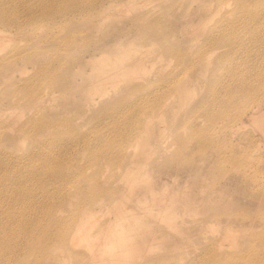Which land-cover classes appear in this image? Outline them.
<instances>
[{"label":"rangeland","instance_id":"obj_1","mask_svg":"<svg viewBox=\"0 0 264 264\" xmlns=\"http://www.w3.org/2000/svg\"><path fill=\"white\" fill-rule=\"evenodd\" d=\"M230 1V7L225 8L226 4L222 12H216L217 0H115L102 15L90 14L91 25L87 20L82 22L81 16L78 19L68 16L69 20L73 19L70 24L65 19L57 23V34L78 35L72 46L78 49L71 51L70 56H76L75 60L90 59V62L84 66L83 73H78L80 69L74 60L65 71L58 73L54 89L59 94L72 84L76 91L71 95L52 97L49 91V96L32 109L31 105H24L26 108L20 105L19 108L25 109L21 116L15 114L13 119L5 115L9 111L6 104L0 107V114L3 113L0 117L5 120L4 123L0 118V124L4 123L0 125L3 128L0 135V239L5 240L0 245V264H264L263 137L250 124L252 127L247 125L245 130L237 132L233 125L222 131L209 129L208 122L214 119L218 121L216 124L221 120L227 125L233 124L231 112L239 102L240 90L250 83L258 85L264 75V47L254 49L252 56L243 54L238 62L226 56L216 62L220 52L212 53L205 66L196 68L200 52L209 49V40L218 34V23L238 18L236 0ZM91 2L87 0L85 7ZM144 27H152V33L143 32ZM45 32L44 28L41 38ZM107 50L121 51L123 57L130 60L147 53L152 64V68L148 64V70L152 71L145 69L140 75L121 80L124 82L115 89L118 98L112 106L115 107L112 114H91L90 117L86 112L87 97L83 89L79 91V85L84 82V87L88 82L91 85L96 67L92 64ZM31 66L27 64L29 75L17 72L16 79L35 73L33 68L31 72ZM56 71L54 69L55 76ZM0 87L1 91H6L5 86ZM184 90L187 95L183 98ZM17 92L5 95L16 96L14 99L18 101L22 93ZM191 105L194 106L189 108ZM37 106L40 116L48 115L58 121L66 117L79 123L68 127V132L60 128L50 137L47 134L41 137L33 131L32 123L25 125L27 118L34 115V111L38 112ZM153 107L157 112H153ZM186 110L191 111L179 126H165V120L169 123ZM158 112L163 116L152 115ZM85 114L89 115V120L84 118ZM194 117L201 119L198 125L191 121ZM24 125L25 128L20 129ZM200 131L208 132L204 136L197 135ZM115 135H124V138L108 146L102 141ZM178 139L183 142H177ZM50 141H53L52 148L48 145ZM147 143L152 146L144 148ZM130 148L136 154H146L141 166L121 164L124 160H119L120 155L127 156ZM115 149L119 153L116 158ZM34 152L38 155L34 156ZM49 152L54 156L61 154L68 161L64 164L54 161L48 166L43 158ZM126 159L130 161L129 156ZM49 167H64L66 176L52 178ZM99 185L109 191L104 193ZM153 189L164 195L165 203L172 204L180 214L175 228L172 223L153 215L146 216L145 223L157 231L156 240L151 236L153 233L145 234L144 224H136L140 230L135 229L138 233H132V238L124 242L108 238L107 229L89 235L85 242L78 238L75 243L74 237L65 243L60 235L51 237L48 251L39 250L43 236L40 226L46 223L43 213L48 208L60 206L68 212L92 205L94 214L85 225L94 232L102 225L100 223L114 217L108 209L116 200L122 205L135 202L138 204L133 203L138 208L135 212H144V207L154 204L149 201ZM113 190L131 192L134 201L121 202L116 197L110 200L107 194ZM208 194H211L212 205L200 206L198 214L195 205L202 204ZM100 199L110 204L104 207L99 204ZM205 211L230 215L231 220L223 216V221L213 219L199 224L197 219ZM21 217L32 221L27 230L16 229V220ZM38 220L42 222L39 226ZM157 226L162 228L157 229ZM4 232L14 235L9 238ZM30 234L34 236L27 244ZM90 244L95 246L93 250L88 249ZM130 244L136 255L126 250L122 259H118L122 249ZM10 245H20V249L10 255L6 251ZM141 245L144 249L140 251ZM26 247L28 250L24 252Z\"/></svg>","mask_w":264,"mask_h":264},{"label":"bare ground","instance_id":"obj_2","mask_svg":"<svg viewBox=\"0 0 264 264\" xmlns=\"http://www.w3.org/2000/svg\"><path fill=\"white\" fill-rule=\"evenodd\" d=\"M107 1L111 3L108 6L105 4ZM112 1L115 0H92L89 6L85 7L87 0H0V86H5L4 89H6V91L5 90L1 91V87H0V107L6 104L7 106L6 108L9 111L8 114L5 115L6 116L8 115L9 119H13L15 114H19L21 116L23 109L26 108L24 106L26 104L31 105V108L29 107L30 109L34 107L33 106L34 104L38 105L37 103H39V101H41L45 96H49L47 94V92L49 91L52 97L68 96L72 94V91L74 90L76 91V88L71 84V86L68 87L66 91H61L58 94L59 91L54 89L58 81V73H60L62 69H64L65 71V69L68 68L69 64L73 60L79 66L80 71H78V73L80 72L83 73V68L84 66L85 67L88 66L90 59L86 60L84 58L83 59L78 58L77 60H75L74 58L76 56L74 55L70 56L71 51H73L74 53V51L78 49L76 47L75 48L72 47L73 43L77 41L75 37H78V35H73V36L68 34L59 35V33L57 34L56 31L58 29L55 30L56 25L61 19L62 20L65 19V22L70 24L71 23L70 20L72 21L73 19L69 20L68 16L69 17L71 16L72 18L75 19L78 16L79 17L81 16L82 22H85L86 20L88 22L90 16L92 15L91 13L102 15L105 12L104 10H106L112 5L113 3ZM228 1L230 0H217L215 11L222 12L223 11L222 8L226 4H228ZM229 4L226 5L225 8H227ZM236 11L239 13V16L236 20L233 21L224 20L218 23L217 25L218 34L215 35L216 37H213L209 40V44H211L209 49L200 52V59L196 63V68L198 66L200 67L205 66L206 62H208L209 60L208 57L214 55L216 52L218 53L220 52L215 59L216 62L221 61L225 56L234 62L236 61L238 62V59H243L241 58L243 54H248L249 56H252L254 54L251 52L254 49L259 47H264V0H236ZM92 21H89V23L87 24L91 25ZM62 22L63 21H61V23ZM44 28L46 29V32L45 34L42 35L43 38H41L40 34L41 31H44ZM61 30L63 32L62 28ZM152 31H153L152 27H147V28L144 27L143 29V32H146V34L152 33ZM57 38H59V41L57 40ZM83 41H85V39ZM189 50L191 51V49ZM188 52L186 56H188L189 54ZM143 53L138 57H136L135 59L130 60V57L124 58L123 53L121 51L112 52L107 50L97 60L96 59L94 60V63L92 65H95L96 67L94 68L93 82L91 83V85H89L88 82L87 87L86 85L84 87L85 82L82 85H79V91L83 89L82 93L85 95V97H87V103H86L87 105L86 104L85 105L88 111L86 112L90 114V117L91 114L94 115L100 113V116H104V114H109V115L112 114L111 111L115 108L112 106L115 105L114 103L118 98L117 95L118 92L115 89L116 87L120 86L118 85L119 83L122 84L124 82V81L121 82V80H124L125 78L129 79L135 75H140L146 72V70L152 71V70H148V66H149L148 64H150V67L152 68L151 66L152 64L149 63L151 62V59L149 61V59H147V53L144 54ZM27 64L32 65L30 67L31 68L30 70L32 72V68H33L35 73H33L31 76L25 79H18L20 76L16 79V74H18L19 72H20L19 74H24V73L27 74L26 72L29 71V70L27 71ZM48 68L50 71L49 78L47 71ZM53 68L57 70L56 76ZM118 90L121 91L122 89H118ZM123 90L129 91V89H123ZM17 91L22 93L21 96L22 98L19 97L18 101H15L14 99L16 98V96H13L14 98H12L11 96L7 97L5 95V93L7 94L10 92L13 93ZM240 92L241 95L239 97V102L235 106V109L231 112L233 117L231 123L233 122V124L227 125L224 122H221L222 120L220 121V123L216 124L218 121H214L213 119L211 121H208L210 123L209 129L211 127L212 128L214 127L217 131H222L228 127H232L233 125L235 127V130L239 132L241 129L245 130L244 127L250 124L254 126L253 127L254 129L260 132V135L263 137L264 140V75L259 79L258 85H253L252 83H250L249 85L244 86L240 90ZM186 93L187 91L184 90L183 98L187 95ZM18 95H20V93ZM20 105L21 106L23 105V107L25 108L22 107L19 108ZM193 106L194 105H191L189 108H192ZM158 107L163 108L160 105ZM36 110L38 112L34 111L35 112L33 113L34 115L29 116L27 118L25 125L28 122L32 123L33 131H36L41 137H43V135L46 134L49 135L48 137H50L55 130H58L60 128L68 132V127L76 125L77 124L76 122L79 123V121L74 122V120L66 117L65 119L62 118L61 121H58L56 119L50 118L48 115L40 116L39 115L40 107L37 106ZM152 110L153 112H157V109L155 108ZM41 111H44V109H42ZM190 111L191 110H186L185 111L186 113L181 112L183 113L182 115H178L179 114L178 113L177 114L178 117L177 116L174 117L172 120L168 121L169 123H167V120L164 119L167 124L165 126H168V124L169 126L170 125L175 127L179 126L185 120L187 114ZM229 111H231V107ZM193 112L194 111L192 110L191 117L193 115ZM2 114H0V116ZM87 114L83 116L85 119L88 118L89 120V115ZM152 115L161 116V117L163 116L162 113L159 112L157 114H152ZM78 119H82V118L78 117ZM198 120L201 119L194 117L191 121L194 122L196 125H198L197 123ZM7 121L6 123L8 124ZM3 124L0 125L3 126ZM11 124L9 122V125ZM9 125H6V127ZM25 125L20 129L25 128ZM250 125H248V127H252ZM1 126H0V135L2 134L1 130H3ZM7 129L8 128H6L5 130ZM235 130L234 132H236ZM207 132L208 131H200L197 132L199 134L197 133L195 134L204 136ZM60 138H61L60 136L57 137L58 140H60ZM122 138H124V135H115L111 139L105 138L102 141L105 143L106 146H108L112 142H116ZM157 138L159 139L158 136ZM177 142L182 143L183 141H180L178 139ZM48 145L50 148H52L53 141L48 142ZM150 145L149 143H147L145 144L144 148H147ZM156 149L158 148L156 147ZM136 153L137 152L132 151V148H130V152H128L127 156H124L123 154L120 155L119 160L120 161L124 160L123 162H121V164L123 166H130V165L136 167L141 166L143 158L146 156V154L142 153L140 155ZM33 155L37 156L38 153L34 152ZM114 156L115 158L119 156V153L117 152L116 149L114 150ZM128 156L130 161L126 159V157ZM43 159L48 166L54 161H61L63 164L68 161V159L62 158L61 154L54 156L50 152L47 155H45ZM49 172H50V176H53L52 178L55 177L63 178L66 176V171L64 167H60L56 169L49 167ZM203 186H206V184H204ZM98 188L102 190L104 193H107L109 191L108 188H104L100 185L98 186ZM164 189L166 190L167 188ZM107 195L110 197V200H113L114 197L118 198L121 202L132 200L131 199L132 193L126 192L124 190H120V191L113 190L110 191ZM163 197L164 195L160 193H156L155 189H153L149 201H153L154 204L150 203L149 206L144 207V212L140 214H137L138 212H135V210L138 209L136 206H133V203L135 202L122 205L118 200H116L108 209V211H111L110 213L113 214L114 217L111 218L108 222L100 223L102 225H100L99 228L94 232H92L93 231L92 228L91 230H89L90 227L86 228L85 225V221L87 219H90V217H92V214H94L92 212V205L86 207H79L73 210H69L68 212L64 207H60V206L50 207L47 210H45L43 213L44 216L46 217V223L41 225L42 223L41 220L37 221V225L38 226L41 225L40 229L43 234L41 241L42 247H40L39 250L41 252L48 251V249L51 247L50 244L51 237L57 238L58 235H60V239L65 243L68 242L69 238L73 239L74 237L76 238L74 240L75 243L78 238L80 239V242L82 241L81 239H83L84 240L83 242H85L88 239L89 235H96L99 233H103L107 229L109 234L107 235L108 238L113 237L122 240L124 242L132 238L133 235L132 233L135 234L138 233L137 231L140 230V226L139 225L135 226L136 224H144L145 226L144 230L146 231L145 234L149 235L150 233H153L151 236L155 237L154 240H156L157 234L155 233L157 231L151 229V227H149V225L145 223L144 220L146 219V216L153 215L155 218H159L162 221H165V223L166 222L172 223L174 228L177 227L180 222L178 220V217L180 215L179 212L174 208H172V204L165 203ZM98 202L99 204H102L104 207L110 204V201L108 202V204H105L102 199H100ZM200 204L195 205L197 212H198V208L202 205L210 207L212 205L211 194L210 195L208 194L207 197L202 200V204L201 205ZM198 214H200V212H198ZM202 214L203 215H201V217L197 219V222L199 224L205 222L207 223L208 221L213 219H218L220 221H223L222 218L223 216L226 217L228 221L231 220L230 215L210 213L207 211L202 212ZM184 220L185 219H183V221ZM31 225H32V221H28L22 217L16 220V229H19L20 231L27 230ZM158 227L159 226H157V229L162 228V227L159 228ZM3 234L9 236V238H12V236L14 235L13 232L11 234L4 232ZM33 236H34L33 234H30V236L27 238V244H29L32 241ZM166 238L168 237L166 236ZM4 243L5 240L0 239V245H3ZM18 248L20 249V245H13V246L10 245L6 248V251L10 255H13ZM93 248H95V246L92 244L88 246L89 250L90 249L93 250ZM143 249H144V245H141L139 250L141 251ZM213 249L214 247L211 246L210 250L213 251ZM27 250L28 248L26 247L24 249V252H27ZM126 250H128L129 254L136 255L135 253H133L134 251L131 248V244H130L128 248L124 247L122 249L121 255L118 257V259H122ZM0 254H1L0 255V259H1L2 258L1 251ZM210 255L211 257H214L213 252H211ZM228 263L234 264L231 262H223V264H228Z\"/></svg>","mask_w":264,"mask_h":264}]
</instances>
